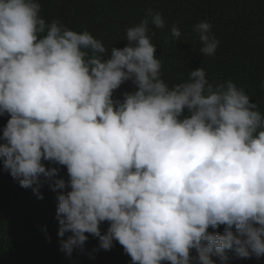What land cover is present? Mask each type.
Instances as JSON below:
<instances>
[{
	"label": "clouds",
	"instance_id": "1",
	"mask_svg": "<svg viewBox=\"0 0 264 264\" xmlns=\"http://www.w3.org/2000/svg\"><path fill=\"white\" fill-rule=\"evenodd\" d=\"M41 8L0 0V115L10 114L0 158L41 199V176L60 171L43 161L66 166L69 179L50 184L70 189L58 194V236L70 233L61 250L71 256L88 233L97 250L118 242L132 264H227L230 249L264 256L258 39L225 52L199 19L166 31L162 55L150 24L167 25L153 1L122 18L109 50L87 30L46 23Z\"/></svg>",
	"mask_w": 264,
	"mask_h": 264
},
{
	"label": "trees",
	"instance_id": "2",
	"mask_svg": "<svg viewBox=\"0 0 264 264\" xmlns=\"http://www.w3.org/2000/svg\"><path fill=\"white\" fill-rule=\"evenodd\" d=\"M153 1L167 25L160 29L150 24L152 31L149 35L155 41L152 43L156 44L162 55L159 39L166 37V31L171 37L173 25L181 29L193 20L200 19L209 22L212 31H217L225 52H237L251 43L255 36L258 39L256 51L264 58V25H261L264 24V0H41L40 15L46 18V23L57 19L71 30H87L110 50L112 45L122 41L118 29L122 18L141 16L140 13ZM153 32L155 35H152ZM185 51L192 53L189 47ZM163 71L171 72L166 68ZM243 77H240V81ZM174 82L175 78L171 83ZM248 88L252 98L256 99L257 90ZM9 118L10 114L0 115V137ZM2 143L4 140L0 139ZM43 162L47 167H57L60 171L51 181L41 176V199L37 198L32 187H21L4 170L3 158H0V264H132L131 257L118 242L114 241L110 250H97L99 237L88 233L83 247L74 249L71 256L61 250V240L66 239L70 233L64 237L58 236V194L70 189L53 191L50 184L60 178L67 181L69 177L66 166ZM107 227L108 222H103L101 231H106ZM224 227L220 225L216 231L223 234ZM209 231L213 229L209 228ZM191 252L195 254L194 249ZM226 253L229 257L227 264H264V256L259 259L255 256L241 258L231 249L226 250ZM213 259L216 264H220L217 257Z\"/></svg>",
	"mask_w": 264,
	"mask_h": 264
}]
</instances>
